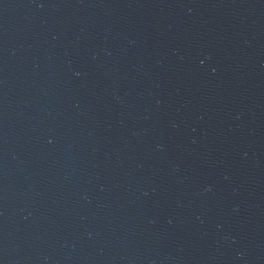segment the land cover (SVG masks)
<instances>
[{"label": "water", "instance_id": "obj_1", "mask_svg": "<svg viewBox=\"0 0 264 264\" xmlns=\"http://www.w3.org/2000/svg\"><path fill=\"white\" fill-rule=\"evenodd\" d=\"M0 264H264V0H0Z\"/></svg>", "mask_w": 264, "mask_h": 264}]
</instances>
